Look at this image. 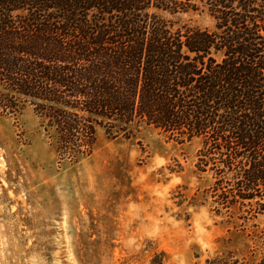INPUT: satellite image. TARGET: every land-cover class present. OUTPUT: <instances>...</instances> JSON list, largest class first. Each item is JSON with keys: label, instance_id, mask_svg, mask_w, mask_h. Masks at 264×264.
I'll use <instances>...</instances> for the list:
<instances>
[{"label": "trees", "instance_id": "obj_1", "mask_svg": "<svg viewBox=\"0 0 264 264\" xmlns=\"http://www.w3.org/2000/svg\"><path fill=\"white\" fill-rule=\"evenodd\" d=\"M197 10L212 27L163 15ZM27 102L72 162L93 152L98 128L197 139L211 210L264 213V0H0V113Z\"/></svg>", "mask_w": 264, "mask_h": 264}, {"label": "rangeland", "instance_id": "obj_2", "mask_svg": "<svg viewBox=\"0 0 264 264\" xmlns=\"http://www.w3.org/2000/svg\"><path fill=\"white\" fill-rule=\"evenodd\" d=\"M199 3V0H193ZM168 17L212 27L202 10ZM30 103L0 113V264H207L264 255V213L242 222L211 210L209 173L195 167L199 141L152 127L61 158Z\"/></svg>", "mask_w": 264, "mask_h": 264}]
</instances>
